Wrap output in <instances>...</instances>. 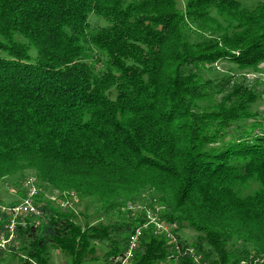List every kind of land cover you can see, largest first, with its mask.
Instances as JSON below:
<instances>
[{"label":"trees","instance_id":"obj_1","mask_svg":"<svg viewBox=\"0 0 264 264\" xmlns=\"http://www.w3.org/2000/svg\"><path fill=\"white\" fill-rule=\"evenodd\" d=\"M28 177L0 261L264 260V0H0V204Z\"/></svg>","mask_w":264,"mask_h":264},{"label":"built area","instance_id":"obj_2","mask_svg":"<svg viewBox=\"0 0 264 264\" xmlns=\"http://www.w3.org/2000/svg\"><path fill=\"white\" fill-rule=\"evenodd\" d=\"M24 185L27 188V197H24L20 202H18V207L14 208H5V204H0V213L8 214V218L6 220H0V251L7 249V246L12 243L17 237V224L20 226H25V218H20L22 214H33L39 215L40 211L36 206L37 200L36 196L38 193V188L34 183V178L31 177V180H26ZM68 202L63 201L60 206L62 208L67 207ZM137 206H142L141 204ZM147 223L142 227H146L147 224L153 223L156 230L161 231L166 235L167 238L171 237L170 227L166 224L159 222L157 217L154 216L150 211H147ZM142 227H139V231L137 233H131L128 237L127 249L124 252V255L121 259L122 263H125L126 258H131L133 256L132 253V243L134 242V237H140L142 233ZM173 240V239H172ZM192 256L195 257V262H200V256L194 253V250L190 249ZM253 259H261L257 255L250 254L247 258L241 259L238 264H253ZM264 260L261 259V263Z\"/></svg>","mask_w":264,"mask_h":264},{"label":"rangeland","instance_id":"obj_3","mask_svg":"<svg viewBox=\"0 0 264 264\" xmlns=\"http://www.w3.org/2000/svg\"><path fill=\"white\" fill-rule=\"evenodd\" d=\"M239 1L247 7H254L261 0H239ZM90 21L92 23L94 21H96L95 17H91ZM100 22H103V21L100 20ZM184 234L187 237H191L194 234V232L190 229H186ZM51 261H52V264H67L68 263L67 257L61 251H58V250L52 251V260ZM0 264H22V260L19 257H12L10 255V256H5V258H3L0 261ZM91 264H100V263L95 262V263H91Z\"/></svg>","mask_w":264,"mask_h":264},{"label":"bare ground","instance_id":"obj_4","mask_svg":"<svg viewBox=\"0 0 264 264\" xmlns=\"http://www.w3.org/2000/svg\"><path fill=\"white\" fill-rule=\"evenodd\" d=\"M26 180H31V177H28ZM25 186V185H24ZM26 187V186H25ZM25 197H27V194L25 195ZM14 207H18V203H15V204H13V205H5V208H14ZM129 208H134V206H128ZM136 207H142V208H144L143 206H136ZM143 210V209H142ZM137 231H139V227L138 228H136L135 230H134V232L133 233H137ZM174 238H176L175 237V235H174ZM139 241V237H134V242L132 243V253H133V250H134V248L137 246V242ZM175 241V240H174ZM132 257V256H131ZM259 258H261V257H259ZM128 259H130V258H126V260H125V262L128 260ZM262 259V258H261ZM261 259H253V264H261ZM193 260L195 261V257H193Z\"/></svg>","mask_w":264,"mask_h":264}]
</instances>
